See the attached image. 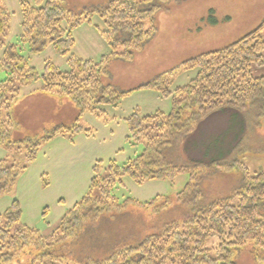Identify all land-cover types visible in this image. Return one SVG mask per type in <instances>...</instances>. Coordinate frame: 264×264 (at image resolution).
Wrapping results in <instances>:
<instances>
[{
  "label": "trees",
  "instance_id": "trees-1",
  "mask_svg": "<svg viewBox=\"0 0 264 264\" xmlns=\"http://www.w3.org/2000/svg\"><path fill=\"white\" fill-rule=\"evenodd\" d=\"M149 1L109 0L82 9L69 7L65 0L22 1L21 34L18 43H9L10 14L0 0V72L4 73L0 81V146L11 152L0 158V195L12 189L51 139L66 134L70 140L75 134L92 136L91 129L79 124L84 113L104 124L109 121L99 104L115 106L116 99L130 90L119 91L105 83L106 61L131 58L153 35V15L145 30L143 20L152 14L154 5L139 9ZM93 17L103 22V28L94 26L113 47L111 55L99 62L69 56L70 70L58 71L46 63L38 73L21 54L27 42L32 51L51 43L66 55L75 44L73 30L82 22L91 23ZM256 66H264V19L232 44L184 61L178 69L197 68L198 72L174 92L169 88L174 70L139 86L171 97L169 114L140 117L135 112L126 117L125 141L130 146L141 144V149L122 164L115 159L95 161L86 193L65 210L49 233L42 235L18 223L22 210L13 200L0 214V264H237V252L247 244L253 247L254 259L263 261L264 158L260 170H245L233 190L213 191L217 180L234 170L242 147L237 139L240 134L228 135L235 128L232 122L249 107L257 110V118H264V75L252 74ZM38 80L42 84L36 91L67 97L78 111L69 126H56L45 135L31 137L15 123L12 107L19 101L21 87ZM227 112L231 113L229 127L205 140L200 133L204 118ZM197 136L201 141H195ZM192 148H197L196 156L187 155ZM20 152L25 165L15 159ZM181 174L188 180L171 195L140 202L129 196L119 201L113 193L114 188L124 186L123 177L141 185L152 180L173 183ZM129 205L141 210L131 227L123 225L103 235L95 246L84 244L91 228L125 215Z\"/></svg>",
  "mask_w": 264,
  "mask_h": 264
},
{
  "label": "rangeland",
  "instance_id": "rangeland-1",
  "mask_svg": "<svg viewBox=\"0 0 264 264\" xmlns=\"http://www.w3.org/2000/svg\"><path fill=\"white\" fill-rule=\"evenodd\" d=\"M22 1L31 3L33 0H2V5L10 14L6 40L9 43H18L21 34ZM108 1L65 0L74 9L102 5ZM243 2L244 0H150L143 3L140 10L155 6L152 14L148 13L143 20L145 30L150 25L149 17L153 15V35L144 41L142 48L133 53L131 58L106 61L108 75L105 83L116 90L130 92L117 98L115 106L111 103L99 104L109 120L107 123H102L88 112L79 118V124L83 128L92 130V137L85 138L75 134L71 136L72 140L68 145L63 141V138L68 140L69 134H66L45 143L41 155L28 165L12 189L0 195V214L13 200H17L22 210L18 223L37 229L42 235L49 233L58 224L65 210L86 193L88 179L92 174L91 163H95V160L107 162L115 159L117 164H122L141 149V144L130 146L125 141L126 132L128 133L125 118L135 112L143 117L155 112L168 115L171 111V97H162L154 89L139 86L174 70L169 84L170 90L174 92L177 87L193 79L198 72L197 68L178 69L184 61L232 44L258 25L256 17L262 8L256 5L254 12L251 11L250 14ZM91 20V23L82 22L73 30L75 44L66 55L57 52L51 43L44 45L40 51H32L27 42L23 43L21 54L38 73H42L46 63L54 65L58 71L70 70L69 56L99 62L111 55L113 47L106 43L94 26L97 24L99 28H103V22L98 17ZM121 49L118 46L117 50L121 52ZM252 74L264 75V66L252 67ZM3 78L4 73L0 72V81ZM41 84L38 80L21 87L19 101L12 107L15 123L25 135L31 137L45 135L56 126H69L74 123L78 111L67 97L36 91ZM256 113L257 110L249 107L241 111L238 119L232 122L235 128L228 135L233 138L236 133L240 134L237 139H241L242 147L237 152L238 161L234 170L228 171L226 176L217 180L214 192L225 187L228 190L236 188L245 170L248 173L260 170L264 158V118H257ZM230 116V112L224 115L213 113L209 118H204L206 121L200 131L203 138L210 140L213 134L227 129ZM198 136L195 138L197 142L201 141ZM62 142L64 149L60 151ZM233 144L234 142L231 146ZM198 149L204 150L201 147ZM196 150L197 148H192L187 155L196 156ZM61 152L64 153L60 156ZM10 153L0 146V158ZM15 159L20 165H25L23 153H18ZM122 180L124 186L114 188L113 192L119 201L129 196L145 202L156 195L174 194L185 184L188 176L178 175L173 183L169 180H152L141 185L133 183L128 177H123ZM218 184L220 187H216ZM138 211L141 212L137 207L129 205L125 215L113 221L110 218L103 220L99 228H91L87 232L84 244L95 246L103 241V235H110L123 225L131 227ZM235 261L237 264H264V260L254 259L250 244L237 252Z\"/></svg>",
  "mask_w": 264,
  "mask_h": 264
},
{
  "label": "crops",
  "instance_id": "crops-1",
  "mask_svg": "<svg viewBox=\"0 0 264 264\" xmlns=\"http://www.w3.org/2000/svg\"><path fill=\"white\" fill-rule=\"evenodd\" d=\"M255 0H252L251 2H250V0H244V2H243V4H244V7H247V10H248V13H250L251 14V11H253L254 12V10H255V6L256 5H258L257 7H259V8H262V10H260L259 11V14H258V16L256 17L257 19H256V21H259V23L264 19V10H263V6H264V0H257V1H255ZM257 2V3H256ZM253 3H255L254 5H253ZM251 4V5H250ZM253 5V6H252ZM258 23V24H259ZM34 92V91H33ZM46 96V95H45ZM44 97V96H43ZM46 97H48V96H46ZM126 134H127V132H126ZM79 135H81L82 137H92V136H85V135H83V134H79ZM57 137H60V136H57ZM88 139V138H87ZM69 140V141H68ZM66 139V138H63V141H64V143H66V144H68V142H71V140L70 139ZM89 141V140H88ZM69 145V144H68ZM60 147V151L61 150H63L64 149V145H63V142H62V145L61 146H59ZM43 146H42V148H41V150H40V152H39V154H38V157L41 155V153L43 152L42 150H43ZM66 149H68V148H66ZM65 149V150H66ZM64 152H61L60 153V156L63 154ZM37 157V158H38ZM96 161V160H95ZM92 162V161H91ZM93 164L94 163H91V165L93 166ZM92 166H91V168H92ZM92 175V174H91ZM91 175H90V177H89V179H88V181L90 182V178H91Z\"/></svg>",
  "mask_w": 264,
  "mask_h": 264
}]
</instances>
